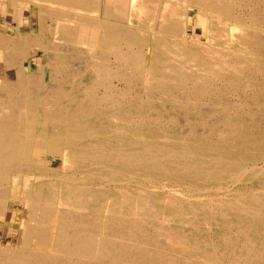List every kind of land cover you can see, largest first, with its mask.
Here are the masks:
<instances>
[{
    "label": "bare ground",
    "instance_id": "1",
    "mask_svg": "<svg viewBox=\"0 0 264 264\" xmlns=\"http://www.w3.org/2000/svg\"><path fill=\"white\" fill-rule=\"evenodd\" d=\"M169 1L0 0V141L37 161L12 171L0 151V264H264V18L235 12L254 0ZM171 126L188 146L155 140Z\"/></svg>",
    "mask_w": 264,
    "mask_h": 264
},
{
    "label": "rangeland",
    "instance_id": "2",
    "mask_svg": "<svg viewBox=\"0 0 264 264\" xmlns=\"http://www.w3.org/2000/svg\"><path fill=\"white\" fill-rule=\"evenodd\" d=\"M105 1V2H104ZM183 1L184 0H170L169 2H171V3H169V2H167L166 4L167 5H170L175 11L177 10V12H178V10L180 9V10H182L183 11ZM5 3V6L6 7H8L9 6V4L7 3V1H5L4 2ZM175 4V5H174ZM177 4V5H176ZM260 5H261V7H260ZM264 0H262V2H261V0H254V2L252 3H249V5L248 6H246V7H243L241 10H239V7L237 6L236 7V10H235V12L238 14V13H241V11H244L245 13L247 12L248 14L251 12V11H253V12H256L257 14H258V18L260 17V19L262 20L263 18H264ZM106 6H107V0H103V4H102V9H104L103 11V14L105 13V8H106ZM163 6H165V5H163ZM162 6V7H163ZM249 6H250V8H249ZM256 6V7H255ZM258 7V8H257ZM237 8H238V10H239V12H238V10H237ZM253 8H254V10H253ZM263 8V9H262ZM114 9V8H113ZM113 9H111V13H112V10ZM162 9V8H161ZM179 10V13L178 14H180V12L182 13V11H180ZM246 10V11H245ZM161 11L159 10V13H158V19H160V16H161V14H162V12L160 13ZM34 13H36V11H34L33 13H32V19H31V25H25V26H23L22 27V29L23 30H25L24 31V33L25 34H35V32H36V15H37V13L36 14H34ZM246 13V14H247ZM260 13V14H259ZM262 13H263V16H262ZM178 14H172L171 15V18L173 17V18H177V17H179V15ZM1 15V14H0ZM72 15V14H71ZM175 15V16H174ZM261 15V16H260ZM246 18H248V17H246ZM248 20V19H247ZM193 22H194V20H192V24H193ZM124 23H126L125 21L123 22V24ZM32 27V28H31ZM190 27H192V26H190ZM158 28V27H157ZM32 29V31L29 33V31L28 30H31ZM8 32L9 33H13V28L12 27H9V30H8ZM30 34V35H31ZM57 50V49H56ZM39 56V57H38ZM41 56H42V51H40V52H37V55L33 58V61L35 62V65H41ZM82 59H84L83 57L81 58V56L79 57V56H77L76 57V59H74V62H75V65H77L76 63H78L79 65H80V69H77L76 68V66L74 67V65L73 66H71L70 67V69H71V73H73V75H76L78 78H81L82 76H83V74H82V72L80 71V70H82L83 69V67H82V65H83V60ZM82 60V61H81ZM80 62H82V64H80ZM82 67V68H81ZM85 67V66H84ZM75 68V69H74ZM73 69V70H72ZM69 69L67 68L66 69V72H69L68 71ZM81 73H80V72ZM69 72V73H70ZM75 72H77L76 74H75ZM79 76H78V75ZM81 76V77H80ZM85 78V79H84ZM55 78H52L50 81L51 82H54L55 80H54ZM59 79H60V77H59ZM82 79V78H81ZM56 80H57V78H56ZM83 80H84V82L87 84L88 83V78H87V76H84L83 77ZM80 84V83H79ZM78 83L76 84V85H79ZM66 86V87H65ZM64 87L65 88H68V86H67V84L65 85ZM250 94V95H249ZM256 97V95H254L252 92H248L247 93V98L249 99V103L251 102L250 100H252V102L254 101H256V99L257 98H255ZM51 97L49 96V98L47 99V101L50 99ZM51 102V101H50ZM49 105V104H48ZM46 107V106H45ZM44 107V108H45ZM48 107V106H47ZM37 112V114H38V110H36ZM40 120H42V117L40 118L39 117V119H37L32 125L30 124V122H29V120H27V121H24V126H25V128H33L34 130L35 129H40L41 127H42V122L43 121H40ZM39 121V122H38ZM34 124H36V125H34ZM186 127V128H185ZM190 127H194L195 128V131L198 129V128H201V126L198 124H196V123H193V124H187L186 126H184V128H183V130H185V131H187V132H189V135H188V141H192L193 143L195 142V144L194 145H196V146H194V147H199L200 145H202V144H206V147L207 148H209L210 150H213V151H216L217 150V146H216V144H215V138H216V136L213 134H211V135H203V134H201V132L200 131H197V133L195 134L194 132H192L189 128ZM56 127H54V129H55ZM158 127H153V129L152 130H154L153 132H152V134L154 135V136H157L158 138H155V140L157 141V142H161V143H166V144H170V145H172V146H180V147H184V146H188L189 144L187 143V142H185L184 140H183V143H182V141L180 142V140H178V137H180L181 136V133H180V130L178 129V128H174V130H173V128H172V126L171 127H169V129L167 130L168 131V135H170L171 136V139L169 140V139H167L166 137H164L163 136V134L164 133H162V131L158 128ZM253 130L254 131H261L262 130V127H260V126H257V127H254L253 128ZM255 132V135H253L252 136V139H253V141H256L257 139H258V133H256ZM19 134H21V135H30V134H28V133H26V132H24V133H22V132H19ZM178 134V135H177ZM5 136L6 137H8V142H10V144H8V143H6L5 144V142H1L0 141V151H3V155H4V159H3V163H1L3 166H8V168H9V170H12V171H14V169H23V168H28V165H32V166H37V164L36 163H34V162H37L36 160H35V154H34V156H33V154L31 153V151L29 150V149H27V148H25L24 147V144H22L21 142H19V141H17L16 139H14L13 140V138L12 137H10L11 135H6V133H5ZM45 136H55V135H45ZM197 136H198V138H197ZM202 138H201V137ZM12 138V139H11ZM63 138H64V136H63ZM160 138H164V139H160ZM30 139V138H29ZM177 139V140H176ZM191 139V140H190ZM193 139V140H192ZM198 139V140H197ZM13 140V141H12ZM16 140V141H15ZM93 139H85L84 141H86V143H88V141L89 142H91ZM173 140V141H172ZM30 141H32L31 143H33L34 142V138H32V139H30ZM63 141L64 142H67L65 139H63ZM179 141V142H178ZM207 141V142H206ZM35 142H36V140H35ZM196 142H197V144H196ZM30 143V142H29ZM29 143H27L26 145H29ZM30 143V144H31ZM37 143V142H36ZM185 143H187V144H185ZM39 146V145H38ZM52 146V145H51ZM50 146V147H51ZM39 147H41V149L44 147V146H39ZM208 151V152H210V153H212V151ZM12 151H23L25 154H24V156H25V161H20V162H18L14 157H12V156H10L9 154L12 152ZM218 151H219V149H218ZM29 152V153H28ZM234 151H231V153H233ZM6 154H7V156H6ZM31 157L32 158H34V160L33 159H31ZM40 163V162H39ZM61 169H63L64 167H63V165H61V167H60ZM66 169L64 168L62 171H65ZM178 180V183L179 184H181V185H190V182L188 181V180H185V181H183V179H182V181H181V179H177ZM35 181H38V180H34L33 182H35ZM187 182H188V184H187ZM36 185H35V187L32 185V186H30V193H29V195H32V196H34L35 194H41V195H43V194H45V193H47L48 192V189H50L51 188V186H48V189H47V186H45L43 183H40V182H37V183H35ZM98 195H100V194H98ZM21 210V206L17 203L14 207H12V208H10V213H9V215H8V220H14V216H16L15 214L16 213H18L19 211ZM206 228V226H205V224H204V221H203V219H202V217H199L198 219H197V224H194L193 225V230H192V232H193V235L195 234L196 236L198 235V236H200L202 239L203 238H205V231H204V229ZM8 231H9V227L8 226H4V227H0V240H2L4 237H8ZM184 231H185V235H186V237H189V239L191 240V237L192 236H190V235H188V233L190 232L189 231V228L187 227V228H185L184 229ZM3 236V237H2ZM185 261H186V259H185Z\"/></svg>",
    "mask_w": 264,
    "mask_h": 264
}]
</instances>
